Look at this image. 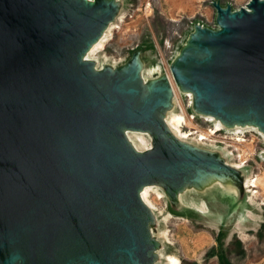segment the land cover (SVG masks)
<instances>
[{
    "label": "water",
    "instance_id": "obj_1",
    "mask_svg": "<svg viewBox=\"0 0 264 264\" xmlns=\"http://www.w3.org/2000/svg\"><path fill=\"white\" fill-rule=\"evenodd\" d=\"M119 3L0 0V264H154L143 186L175 207L205 178L245 190L242 169L168 128L172 84L144 82L139 49L116 68L84 59ZM212 4L217 27L194 25L173 81L196 114L264 133V0Z\"/></svg>",
    "mask_w": 264,
    "mask_h": 264
},
{
    "label": "rangeland",
    "instance_id": "obj_2",
    "mask_svg": "<svg viewBox=\"0 0 264 264\" xmlns=\"http://www.w3.org/2000/svg\"><path fill=\"white\" fill-rule=\"evenodd\" d=\"M212 1H219L222 6L230 4L231 9L236 10L248 0H119V8L109 24L112 28L105 38L103 49H95L93 52L97 51L96 54L86 53L84 59L94 61L95 69L106 66L116 68L124 64L134 50L139 49L144 82L163 74L168 77L167 74H171L170 64L194 25L217 27ZM153 66L157 69L149 73L147 68ZM176 92L177 96L173 90L172 103L166 114L179 111L180 103L181 110L184 108L187 115L195 114L193 122H188L190 127H196L198 131L212 127L211 122L204 121L201 115L192 110L187 93L178 88ZM190 127L183 126V132L193 131ZM137 132L143 133L146 144L133 136ZM218 132L207 139L215 147L188 141L218 150L223 157L229 155L223 148L226 145L233 153L225 157L228 163L244 161L241 165L249 164L242 167V174L243 178L249 174H253L252 178L259 176L253 188L256 190L255 201L251 203L247 191L229 178L225 182L213 180L205 186L190 184L179 192L177 198L181 207L187 208L188 212L176 215L170 211V202L163 187L152 184L153 188L163 193L160 199L152 192V201L156 204L152 209L154 219L150 225L152 236L157 242L154 264H164V253L179 257V264L264 263V135L253 126L245 127L238 141L232 139L234 134ZM126 133L131 134L130 142L137 150L151 147L148 132L127 130ZM144 137L140 136V139L144 141ZM193 200H203L213 212H201L192 204ZM217 212L223 213V221H217ZM163 214H169L170 217L164 221ZM241 215L244 221L238 220ZM162 229L167 230L169 239L160 235Z\"/></svg>",
    "mask_w": 264,
    "mask_h": 264
},
{
    "label": "bare ground",
    "instance_id": "obj_3",
    "mask_svg": "<svg viewBox=\"0 0 264 264\" xmlns=\"http://www.w3.org/2000/svg\"><path fill=\"white\" fill-rule=\"evenodd\" d=\"M111 28H112V25H109L107 31L96 42H94L92 44V46L87 51V54H96V52L98 50L103 49L105 38L111 32ZM95 49L97 51L93 52ZM157 66H159V65H157ZM156 69L157 68H155V66H153V67L147 68V71L149 73H152ZM167 75H168V78H169V80H170V82L172 84V88L175 91V94L177 96V92H176L177 87H176V84L173 81L172 75L170 73H168ZM188 94L190 95V93H188ZM193 117L194 116L187 115V112H186V110L184 108L181 110L180 103H179V111H172V112H170L168 114L165 113V115H163V119H164L165 123L167 124L168 128L179 139H181V140L182 139L183 140H190V141H192V140L193 141H198V144H201V145L202 144H204V145L208 144V145H211V147H215V144H213V142H211V141H207V139L209 138V136L215 135L218 131H220L222 129V127H221L222 123L219 120H217V119L216 120L213 119V117L209 115L207 121H210L211 125H212V127H209V129H206V130H203V131L194 130V131H190V132H183L182 127L185 126V125L190 127L188 125V122L189 121L193 122ZM240 126L241 125H236V127L233 130H226L224 132L231 133V134L235 135L237 132L241 131L242 127H240ZM249 126L255 127L254 125H250V124H247L245 127H249ZM245 127H243V128L245 129ZM193 128H196V127H190V129H193ZM249 129H251V128H249ZM261 133H262V135H264L263 132H261ZM126 136H127L128 140L130 141L131 134H129V133L127 134L126 133ZM133 136H136L142 143L146 144L145 143L146 139H145V137H144L142 132H139V133L137 132L136 134H133ZM140 136L144 137V141L140 139ZM233 138H235V136ZM223 148L227 151V153H230L231 155H233L231 150L228 149L226 145H224ZM240 157H242V155H240ZM262 157H264V156L262 155ZM243 162L244 161L235 162V163H232V165L234 167H238V168L249 166V164H246V163L241 165V163H243ZM252 176H253V174L252 175H250V174L247 175L244 178V183L247 186V193H248L247 197H248V200L251 203H254V201H255V194L254 193L256 191L253 190V188L257 185V180H258L259 176H255V178H252ZM201 182H202L203 185H208L211 182V180H209L208 178H205ZM152 192H154L155 195L158 198H160V199L163 196V193L160 190H158L156 188H153L152 184L145 185L140 190V196H141L142 200L150 207V209H154L155 206H156V204L152 201V196H153L152 194H154ZM192 204L198 210H200L201 212H204L205 214L208 213V212H213V211H211V209L208 208V206L206 205V203L203 200H201V201L193 200ZM169 217H170L169 214H163V220L164 221H166ZM243 217L244 216L241 215L238 218V220L244 221ZM216 219H217V221H221V220L223 221V213L222 212H217ZM160 235L164 239H169L166 229H162ZM163 259H164V264H179V262H180L179 257H177L176 255H174L172 253H164L163 254Z\"/></svg>",
    "mask_w": 264,
    "mask_h": 264
},
{
    "label": "built area",
    "instance_id": "obj_4",
    "mask_svg": "<svg viewBox=\"0 0 264 264\" xmlns=\"http://www.w3.org/2000/svg\"><path fill=\"white\" fill-rule=\"evenodd\" d=\"M191 95V94H190ZM188 93H187V97L189 98V101L191 102V99H192V97L190 96ZM190 116H194L193 118H195V114H191ZM202 117L201 118H203V120L204 121H206L207 119H208V117L209 116H205V115H201ZM210 122V121H209ZM222 127V129L220 130V131H222V132H224V131H226V130H229V128H226V127H224L223 125L221 126ZM234 128H231V130H233ZM193 131L194 130H197L196 128H193L192 129ZM198 131V130H197ZM242 132H244V128H241V131H239V132H237L236 134H235V139L232 137V139H234V141H238L239 140V134H241ZM219 133V132H218ZM220 134V133H219ZM196 143H198V141H195ZM201 145V144H200ZM232 152V151H231ZM231 154L229 153V155L227 154L225 157H229ZM231 165H232V163H230ZM238 168V167H237ZM239 169H243L242 167L241 168H239ZM244 185V189H245V191H247V186H246V184L244 183L243 184ZM253 190H255V189H253ZM256 191V190H255Z\"/></svg>",
    "mask_w": 264,
    "mask_h": 264
},
{
    "label": "trees",
    "instance_id": "obj_5",
    "mask_svg": "<svg viewBox=\"0 0 264 264\" xmlns=\"http://www.w3.org/2000/svg\"><path fill=\"white\" fill-rule=\"evenodd\" d=\"M169 208H170V211H171L172 213L176 214V215H183V214H185L186 212H188V209H187V208H185V207H181V206H179V207H175V206L169 204Z\"/></svg>",
    "mask_w": 264,
    "mask_h": 264
},
{
    "label": "crops",
    "instance_id": "obj_6",
    "mask_svg": "<svg viewBox=\"0 0 264 264\" xmlns=\"http://www.w3.org/2000/svg\"><path fill=\"white\" fill-rule=\"evenodd\" d=\"M259 264V263H258ZM262 264H264L263 262H262Z\"/></svg>",
    "mask_w": 264,
    "mask_h": 264
}]
</instances>
